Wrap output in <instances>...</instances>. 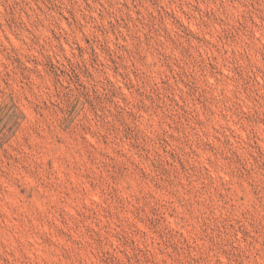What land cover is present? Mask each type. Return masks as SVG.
Instances as JSON below:
<instances>
[{
	"label": "rangeland",
	"instance_id": "obj_1",
	"mask_svg": "<svg viewBox=\"0 0 264 264\" xmlns=\"http://www.w3.org/2000/svg\"><path fill=\"white\" fill-rule=\"evenodd\" d=\"M0 264H264V0H0Z\"/></svg>",
	"mask_w": 264,
	"mask_h": 264
}]
</instances>
